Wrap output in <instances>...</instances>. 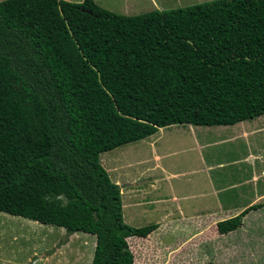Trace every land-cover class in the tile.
<instances>
[{
	"label": "trees",
	"instance_id": "1",
	"mask_svg": "<svg viewBox=\"0 0 264 264\" xmlns=\"http://www.w3.org/2000/svg\"><path fill=\"white\" fill-rule=\"evenodd\" d=\"M263 113L264 0H0V211L94 235L89 264H134L126 238L157 227L123 221L100 153Z\"/></svg>",
	"mask_w": 264,
	"mask_h": 264
},
{
	"label": "rangeland",
	"instance_id": "2",
	"mask_svg": "<svg viewBox=\"0 0 264 264\" xmlns=\"http://www.w3.org/2000/svg\"><path fill=\"white\" fill-rule=\"evenodd\" d=\"M93 1L112 12L134 15L207 0H124L123 4L119 3L121 0ZM239 122L242 124H237L241 126H235V130L233 124L196 126L200 130L196 132L198 144L190 140L188 124H173L99 154L109 179L117 178L121 186L123 221L132 227L157 224L145 237L126 238L134 264H264V196L254 201L253 195L254 174L264 185V113ZM256 125L262 129L255 131ZM154 161L157 167L164 166L175 174L157 179L155 183L162 181L157 191L145 189L150 186L146 179L158 174V170H149ZM146 195L148 198H144ZM160 198L169 202L159 201ZM1 226L22 236L33 232L28 241L33 242L37 235V250L40 240H44L40 232L47 235L48 243L54 238L53 246L48 248L50 253L60 248L54 264H75L72 259L77 253L80 256L76 264H86L90 257L94 235L83 237L88 242L83 253L78 250L79 236L83 234H76L66 248H61L67 237L58 226L44 228L36 223L16 224L0 218ZM0 243L7 247L18 242H10L5 234ZM22 246L21 258L28 251L24 241ZM2 252L8 255L5 249Z\"/></svg>",
	"mask_w": 264,
	"mask_h": 264
},
{
	"label": "crops",
	"instance_id": "3",
	"mask_svg": "<svg viewBox=\"0 0 264 264\" xmlns=\"http://www.w3.org/2000/svg\"><path fill=\"white\" fill-rule=\"evenodd\" d=\"M67 1H69V0H67ZM81 1V0H80ZM79 0L77 1V2H80ZM123 1L124 0H121V1H119V3H121V4H123ZM70 2H73V1H70ZM151 4V3H150ZM165 9V8H164ZM121 12H127L126 10L124 11V10H122V9H119ZM242 124L241 122H237V123H235V124H233V125H231L233 128H234V130H235V126H237L236 128H238V126H241V125H237V124ZM170 125H173V124H170ZM170 125H167V126H170ZM181 125H183V124H181ZM190 124H188V128L190 129V131H189V133L190 132H192V134H189L190 135V140H192L193 142H195V144H198L199 142H198V136L197 135H199V134H196V132H198V131H200V130H198V127H196V126H193V125H191V126H193V127H191V126H189ZM261 125V124H260ZM166 126H163V127H159L153 134H151V135H154V134H156V133H158V131H160V130H163L164 128H165ZM173 128H176V127H173ZM259 129V131L262 129V127L260 126V127H258L257 125L255 126V128H254V130L256 131V130H258ZM236 131H237V129H236ZM235 132V131H234ZM242 132L243 133H245L244 132V129L242 130ZM151 135H149V136H151ZM148 136V137H149ZM259 156V155H258ZM154 157H157V155H154ZM252 158H253V155L251 156ZM260 157V156H259ZM257 158V157H256ZM100 159V158H99ZM156 162L157 161H154V163L153 164H151V166L152 167H149V170H151L152 172H155V170H158V174L157 173H154L153 175V178L152 179H150V178H147L146 180H147V182H149L148 184H150V186L149 185H147V186H145V189L146 190H155V191H157V190H159L160 189V186H159V182H162V181H158L157 183H155L156 182V180L157 179H161L162 177H166V178H168V177H170V176H173V175H175L174 173H171V172H168L166 169H164V166H162V167H157L156 166ZM100 164H102L101 162H100ZM103 166V165H102ZM103 168L106 170V172H107V168L106 167H104L103 166ZM152 168V169H151ZM254 178H255V180L253 181L254 182V189H253V195L255 196V198H254V201L255 200H257V199H261L263 196H264V185H262V182H263V180H260V177H257V175L256 174H254ZM112 182H114V183H117V184H119V182H118V179L117 178H115V179H110ZM151 181V182H150ZM154 181V183L152 184V182ZM257 185H258V187H257ZM263 186V187H262ZM120 187L121 186H119V189H120ZM149 195V194H148ZM148 195H146L144 198H148ZM171 198H173L174 199V196H172ZM159 201H164L165 202V200L166 199H162V198H160V199H158ZM244 201V200H243ZM145 202H148V201H144V203ZM167 202H169V201H167ZM167 202H165V203H167ZM245 208H247V207H245ZM0 218H3V219H7L8 221H12V222H16V224H19V223H21V222H29V223H36V224H38L39 226H41V227H44V228H49V227H47V224H40V223H38V222H36V221H33V220H29V219H24V218H22L21 217V219H24V220H21V219H16V218H20L19 216H15V215H11V214H8V213H5V212H1L0 211ZM5 222L3 221V224H4ZM13 226H15V225H13ZM18 226V225H17ZM14 228V227H13ZM50 228H52V227H50ZM59 229L60 230H62V232H64V229L63 228H61V227H59ZM45 230V229H44ZM47 232V231H46ZM59 232H61V231H59ZM38 232H35L34 234H37ZM65 233V232H64ZM5 234H8V236H9V239H10V242H13V243H16V242H18V243H16V244H14V245H9V246H7V247H5L3 244H1L0 243V264H54V261H55V258H57L58 256H56L57 255V251L60 249V248H56V252H49V250H48V248H51L52 246H53V241H54V238H52V239H50V242L48 243V240H47V235H44V233L43 232H40V237H44V240H40V245H39V250H37L38 248V246L36 245V244H34V241L36 242L37 240H39V238H36L37 237V235H36V237H35V240L33 241V242H31V241H28V239H30L31 238V236H32V234H33V232H28V234H25L24 236H22L21 234H18V233H12L11 231H7V230H4V227H0V238H4L5 237ZM39 234V233H38ZM76 234H83V235H80L79 236V242H81V244H80V246H79V248H78V250L79 251H81V252H83L84 251V246L88 243L83 237L85 236V234L86 235H88L87 233H84V232H74V233H72V234H69V235H67L66 233H65V238L67 237V240L65 239L63 242H62V244H60V247L61 248H66L67 247V244H68V241H70L71 239L70 238H72L73 236H75ZM90 236H93V235H91L90 234ZM18 238H19V241H18ZM92 238V237H91ZM24 239V240H23ZM23 241L25 242V245L27 244L28 246H25V247H28V251H26L25 250V252H27V254H25V256H23L22 258H21V256H20V254L19 253H21V249H22V243H23ZM87 242V243H86ZM86 243V244H85ZM90 243H91V246H90V250H91V253H90V257L88 258V259H86L87 260V263L86 264H89L90 263V259H91V256H92V251H93V246H94V238H92L91 240H90ZM70 247V246H69ZM2 249L4 250H6L7 252H8V255L7 256H5V254L2 252ZM76 249V248H75ZM83 250V251H82ZM76 252H77V250H76ZM84 253V252H83ZM28 254H31V257L29 258L28 257ZM79 256H80V254L79 253H77V254H74V256H73V261H72V263H78L76 260H78L79 259ZM24 259V260H23ZM57 262L59 261V259L58 260H56ZM62 263V262H61ZM60 263V264H61Z\"/></svg>",
	"mask_w": 264,
	"mask_h": 264
}]
</instances>
